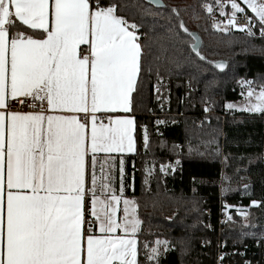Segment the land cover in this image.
Segmentation results:
<instances>
[{
	"label": "snow or ice",
	"instance_id": "snow-or-ice-1",
	"mask_svg": "<svg viewBox=\"0 0 264 264\" xmlns=\"http://www.w3.org/2000/svg\"><path fill=\"white\" fill-rule=\"evenodd\" d=\"M146 5L166 7L162 0H0V264H141L139 206L124 195L122 158L117 192L112 154L136 151L130 113L142 84L145 48L151 50L149 33L140 31L144 17L166 20L171 39L190 37L199 61L226 67L206 60L180 9L164 16ZM129 7L140 22L123 14ZM199 7L213 29L264 40V0H200ZM240 17L243 23H237ZM157 77L161 83L158 70ZM238 83L246 100L240 109L264 113V83L258 90L252 81ZM28 100L39 102V110L36 104H28L29 111L11 106ZM143 140L147 148L146 128ZM262 205L252 200L249 207ZM237 211L247 222L250 213ZM168 243L144 245L148 264H158ZM224 259L221 253L218 264Z\"/></svg>",
	"mask_w": 264,
	"mask_h": 264
},
{
	"label": "trees",
	"instance_id": "trees-1",
	"mask_svg": "<svg viewBox=\"0 0 264 264\" xmlns=\"http://www.w3.org/2000/svg\"><path fill=\"white\" fill-rule=\"evenodd\" d=\"M163 1L167 8L146 6L164 16L172 7L180 9L187 27L202 36L205 56L230 60V65L225 73L217 72L191 53L190 39L184 34L181 41L169 37L166 20L144 17L140 31L149 33L151 50L145 48L142 84L134 95L137 151L127 156L126 173L132 183L126 189L137 201L142 221L138 259L148 264L144 245L152 246L149 241L163 232L173 249L158 264H217L221 253L225 254L224 264H243L245 260L264 264V205L249 207L252 200L264 201V113L235 112L227 107L243 98L238 80L264 83V40L240 31L225 34L213 29L208 14L199 7L200 0ZM125 2L131 5L136 0ZM123 14L140 22L135 8L129 7ZM208 104L213 110L206 113ZM150 109L157 117L149 116ZM158 120L164 123L157 124ZM155 163H170L176 170L168 167L164 173L157 168L147 178V167ZM244 185L249 186L247 191ZM222 200L231 206L232 221L220 226ZM237 209L250 213L247 222Z\"/></svg>",
	"mask_w": 264,
	"mask_h": 264
},
{
	"label": "rangeland",
	"instance_id": "rangeland-1",
	"mask_svg": "<svg viewBox=\"0 0 264 264\" xmlns=\"http://www.w3.org/2000/svg\"><path fill=\"white\" fill-rule=\"evenodd\" d=\"M217 17V19H219L220 18V16H216ZM229 32H235V30H231V31H229ZM245 34V33H244ZM241 80H244V79H240V80H238L237 82H239V81H241ZM249 81H252V80H249ZM253 82V81H252ZM161 85L162 84H160V85H156V88L157 87H160L161 88ZM240 85V84H239ZM259 84H255L254 82H253V87H255L257 90L259 89ZM247 89L245 88V91H246ZM167 92V97H168V94H170L169 93V90H167L166 91ZM167 100H168V98H167ZM163 102H165V100H163ZM246 103V100H245V97L243 96V98L240 100V101H238V102H235V103H230V104H233V105H236L237 107H234V108H229V109H231V110H233V111H238V112H244V113H248V114H253L254 112H247V111H242L241 109H240V107L239 106H241V105H244ZM162 165H165V166H169L170 165V163H160V164H157V163H155V165H151V164H149V166L147 167V170L148 169H151V173L149 174V172L147 171L146 172V176H147V178H149L150 176H152L155 172H156V170H157V168H158V170H159V172H161L160 171V168H161V166ZM170 167H171V171L173 172L174 170H176V165H170ZM164 173H167V171L166 172H164ZM127 175V174H126ZM126 175L124 176V182H125V178H126ZM221 182H222V180H221ZM128 186H130V184L128 185L127 184V186H125L126 188H128ZM238 210V209H237ZM244 210V209H243ZM246 211V210H245ZM238 215H239V213H237ZM240 216V215H239ZM140 233V232H139ZM141 234V233H140ZM157 239H159V240H166V241H168L169 243H168V250L167 251H164L163 250V247L161 248V255L159 256V258H158V263H159V260H160V258L162 257V256H164L168 251H170V250H172L173 248H171V239H169V238H167L166 237V234L165 233H163V232H161V233H159L158 234V237L156 238V239H152L151 241H149L151 244H153Z\"/></svg>",
	"mask_w": 264,
	"mask_h": 264
},
{
	"label": "built area",
	"instance_id": "built-area-1",
	"mask_svg": "<svg viewBox=\"0 0 264 264\" xmlns=\"http://www.w3.org/2000/svg\"><path fill=\"white\" fill-rule=\"evenodd\" d=\"M221 19V17L219 18ZM244 22V17H240L238 20H237V23H243ZM235 30V29H233ZM235 31H238V30H235ZM258 37V36H257ZM259 38V37H258ZM28 104H36L37 105V110H39V102L37 101H32V100H28L26 102V104L21 107L18 103L16 102H12V107L16 110H21V111H29L30 109L28 108ZM207 108H208V111L206 113H209L213 110V106L208 104L207 105ZM149 116L151 117H157V113L155 110L153 109H150L149 110ZM262 114V113H261ZM160 115H163V114H160ZM227 117L226 116H223V119L225 120ZM203 120H200L198 122V126H200L202 124ZM223 201V200H222ZM225 201H223V206L221 207V211H220V218H219V222H220V226H223V225H226L228 224L230 221L227 219L228 216L230 215L229 214V210H225ZM207 214H210V211H207ZM231 216V215H230ZM242 253V256L245 258V253L244 252H241ZM217 264H218V261H217ZM224 264V263H223Z\"/></svg>",
	"mask_w": 264,
	"mask_h": 264
},
{
	"label": "crops",
	"instance_id": "crops-1",
	"mask_svg": "<svg viewBox=\"0 0 264 264\" xmlns=\"http://www.w3.org/2000/svg\"><path fill=\"white\" fill-rule=\"evenodd\" d=\"M82 48H84V47H86V46H81ZM132 116H134V114H133V112L132 113H130ZM134 118H135V122H136V117L134 116ZM135 136H136V132H135ZM136 151H137V140H136ZM136 151L134 152V153H123V154H121V153H113L112 155L115 157V165H116V167H115V169H114V175H115V187H116V189H117V192L119 191V187H120V173H119V161H120V159L122 158L123 160H124V169H125V175H126V173H127V168H128V166H129V162L127 161V156H132V155H135L136 154ZM125 186H127V184L129 185H131L132 183L131 182H128L127 181V175H126V178H125ZM124 195L126 196V197H128V198H131L129 195H128V192H127V189H126V187H125V193H124ZM121 209H122V207H123V205H122V203H121ZM122 214V212H118V215H121ZM138 238V237H137Z\"/></svg>",
	"mask_w": 264,
	"mask_h": 264
},
{
	"label": "water",
	"instance_id": "water-1",
	"mask_svg": "<svg viewBox=\"0 0 264 264\" xmlns=\"http://www.w3.org/2000/svg\"><path fill=\"white\" fill-rule=\"evenodd\" d=\"M162 3L164 4V5H166V3L162 0ZM153 7H155V8H157V6L156 5H152ZM165 8H167V5H166V7ZM184 20V19H183ZM184 23H185V21H184ZM186 24V23H185ZM187 26V25H186ZM190 31H192V32H194L198 37H199V40H200V51H201V53L205 56V54L203 53V47H204V40H203V38H202V36L200 35V33L199 32H197V31H194V30H191L190 28H188ZM186 36V35H185ZM187 37V36H186ZM189 39H190V41H189V43H188V47H189V49H190V43H191V38L190 37H188ZM195 56V55H194ZM206 57V56H205ZM198 59V58H197ZM206 60L207 61H213V62H223V63H225L226 64V67H225V69L223 70V71H221V70H219V69H215L217 72H219V73H225L227 70H228V68H229V65H230V60H224V59H218V60H211V59H209L208 57H206ZM201 62H203V61H201ZM204 63H206V62H204ZM207 64V63H206ZM209 65V64H208ZM211 66V65H210ZM212 67V66H211Z\"/></svg>",
	"mask_w": 264,
	"mask_h": 264
},
{
	"label": "bare ground",
	"instance_id": "bare-ground-1",
	"mask_svg": "<svg viewBox=\"0 0 264 264\" xmlns=\"http://www.w3.org/2000/svg\"><path fill=\"white\" fill-rule=\"evenodd\" d=\"M225 205H227V203L225 202Z\"/></svg>",
	"mask_w": 264,
	"mask_h": 264
}]
</instances>
